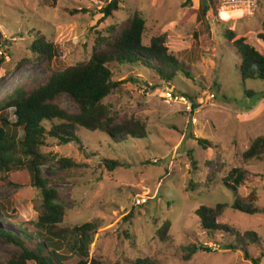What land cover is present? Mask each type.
I'll use <instances>...</instances> for the list:
<instances>
[{"label":"rangeland","instance_id":"obj_1","mask_svg":"<svg viewBox=\"0 0 264 264\" xmlns=\"http://www.w3.org/2000/svg\"><path fill=\"white\" fill-rule=\"evenodd\" d=\"M215 1L216 7L202 21L201 0L190 4L122 0L120 10L108 19L100 11L111 0H0V99L17 84L33 88L51 71L90 58L98 32L135 13L147 22L145 43L166 34L169 52L181 65L172 81L160 79L146 67L113 66L116 81L122 83L105 102L116 113L135 116L145 124L148 137L117 143L105 132L81 128L77 135L82 144L48 138L42 147L52 159L44 173L50 186L59 190L66 210L62 225L95 222L99 226L90 247L93 258L121 263L141 257L157 264H253L244 251L221 248L234 238L202 229L196 210L218 203L229 204L220 223L241 234L253 231L260 239L258 245L249 246L251 258L264 252V154L243 156L264 135V81L242 79L240 58L224 37V31L232 29L237 38L246 37L264 53L257 37L262 32L264 0L250 17ZM39 36L60 47L51 63L31 50ZM62 106L77 111L67 96ZM2 117L14 121L10 109L2 111ZM195 137L211 141L214 147L204 149ZM63 157L75 166L57 168V159ZM105 160L122 165L111 171ZM235 168L243 169L248 179L236 188L224 183ZM214 173L210 181L208 175ZM236 200L253 203L260 211L253 215L236 211L231 207ZM41 203L29 174L0 170V208L11 223L36 222ZM7 221L3 219L2 226L9 227ZM167 222L170 228L162 238L158 230ZM201 244L211 251L189 252ZM13 250L0 241V264Z\"/></svg>","mask_w":264,"mask_h":264},{"label":"trees","instance_id":"obj_2","mask_svg":"<svg viewBox=\"0 0 264 264\" xmlns=\"http://www.w3.org/2000/svg\"><path fill=\"white\" fill-rule=\"evenodd\" d=\"M50 1L56 3L58 0ZM121 2L111 0L101 9L102 18L113 17L114 12L120 10ZM191 2L187 0V3ZM215 7V0H201L198 18L206 21L208 12ZM261 26L262 32L257 37L264 44V17ZM146 31V19L135 13L123 22L109 26L105 32H98L90 58L64 70L51 71L44 82L33 88L17 84L12 92L0 99V170L5 173L15 169L25 171L30 175L31 186L39 192L42 200L38 220L19 226L11 223L10 216L3 215L0 208V241L14 246L12 256L3 264H157L151 258L140 257L121 263L91 257L90 247L99 226L95 222L62 225L66 210L60 202L59 190L50 186V179L44 173V166L52 159L42 150L48 138L57 139L62 144H82L77 135L81 128L105 132L117 143L129 138L148 137L145 124L135 116L116 113L105 102L122 83L115 79L114 65L146 67L156 71L160 79L168 81L178 75L177 70L181 69V65L169 52L166 34L154 35L149 43H145ZM224 37L236 49L240 58L242 79L264 81V53L246 37L237 38L236 31L232 29L227 28ZM2 38L0 31V41ZM31 50L38 57L46 58L48 63L60 53L59 45L47 40L45 36H39ZM246 92L253 95L252 91ZM66 96L75 104L77 111L62 106V99ZM6 109L13 112L14 121L2 117V111ZM195 138L204 149L214 147L207 139ZM263 154L264 135L257 137L243 156L252 159L260 158ZM105 161L111 171L122 165L117 160ZM73 166L75 163L72 159H57L59 169H72ZM214 178L215 173L208 175L210 181ZM246 180L244 170L235 168L225 177L224 183L236 188ZM251 199L255 200L256 195L253 194ZM231 207L250 215L260 211L253 203L246 204L240 200H236ZM228 209L227 203H218L214 207L201 205L196 213L202 229L211 235L220 232L224 237L234 238L232 242L222 243L221 248L242 250L253 264H261L264 252L254 258H251L249 252L250 245H258L260 242L256 233L248 231L241 234L219 222V217ZM3 219L8 220L9 227L2 226ZM169 228L170 223L167 222L158 230L162 238ZM198 250L211 251L210 247L201 244L200 247H190L189 252L193 255Z\"/></svg>","mask_w":264,"mask_h":264},{"label":"built area","instance_id":"obj_3","mask_svg":"<svg viewBox=\"0 0 264 264\" xmlns=\"http://www.w3.org/2000/svg\"><path fill=\"white\" fill-rule=\"evenodd\" d=\"M222 8L238 9L243 11L242 17L244 16H254L258 10L260 0H221ZM171 97V93H169ZM138 204L141 200H137Z\"/></svg>","mask_w":264,"mask_h":264}]
</instances>
